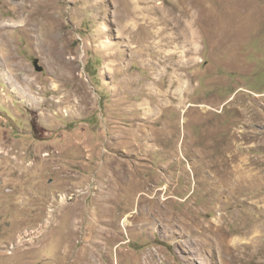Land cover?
I'll use <instances>...</instances> for the list:
<instances>
[{"label":"rangeland","instance_id":"rangeland-1","mask_svg":"<svg viewBox=\"0 0 264 264\" xmlns=\"http://www.w3.org/2000/svg\"><path fill=\"white\" fill-rule=\"evenodd\" d=\"M0 264H264V0H0Z\"/></svg>","mask_w":264,"mask_h":264},{"label":"crops","instance_id":"crops-1","mask_svg":"<svg viewBox=\"0 0 264 264\" xmlns=\"http://www.w3.org/2000/svg\"><path fill=\"white\" fill-rule=\"evenodd\" d=\"M188 62L193 65V60L189 61V60H187V58H186V60L185 59L179 60V64L182 67L180 69H178L176 72L172 73L173 76H174L173 78H175V80L176 79L179 80L182 83L180 86H184V87H186V83H187V80H188V75H190V74H189V72L187 70H184L182 68H183V66H188V64H189ZM145 63H146V60H145ZM186 69H187V67H186ZM112 72L114 73L115 70H113ZM163 72H167V74L169 75L170 72H172V71L167 70V71H163ZM175 80L173 79V81H168L167 85L170 84V86H172L171 83L174 82ZM173 86H176V85H173Z\"/></svg>","mask_w":264,"mask_h":264},{"label":"water","instance_id":"water-1","mask_svg":"<svg viewBox=\"0 0 264 264\" xmlns=\"http://www.w3.org/2000/svg\"><path fill=\"white\" fill-rule=\"evenodd\" d=\"M35 66H36L37 70H39V71L43 70V67L38 64V61H35Z\"/></svg>","mask_w":264,"mask_h":264},{"label":"bare ground","instance_id":"bare-ground-1","mask_svg":"<svg viewBox=\"0 0 264 264\" xmlns=\"http://www.w3.org/2000/svg\"><path fill=\"white\" fill-rule=\"evenodd\" d=\"M43 17H44V14L41 15L40 21L43 19ZM40 23H41V22H40ZM42 25L45 26V23H42ZM39 31H40V30H39ZM44 32H45V30H44ZM46 32H47V33H50L51 31H46Z\"/></svg>","mask_w":264,"mask_h":264}]
</instances>
